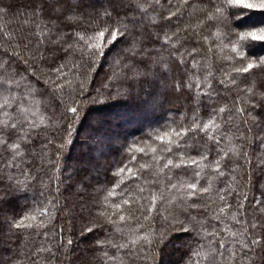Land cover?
<instances>
[{"label": "snow or ice", "instance_id": "1", "mask_svg": "<svg viewBox=\"0 0 264 264\" xmlns=\"http://www.w3.org/2000/svg\"><path fill=\"white\" fill-rule=\"evenodd\" d=\"M241 10H264V0H0V17L16 22L12 31L8 25L0 33L5 37L0 48V246L16 247L3 264H20L26 231L34 246L23 253L28 264L117 260L116 253L128 245L113 243L109 227L129 220L148 235L138 236L137 249L125 252L128 264H159L162 245L175 233L189 237L178 264H201L202 249L207 250L203 264H264V57L252 58L246 51L250 42L264 41V25L237 29L235 21L245 14ZM207 52L213 53L220 75L205 68L207 75L194 81L191 62ZM110 57L123 69L122 90L108 91L104 99L139 89L150 90L151 107L163 106L169 96L187 104L177 109L175 127L148 133L150 143L141 138L145 147L135 149L140 156L124 151L108 182L93 184L85 176L78 204L62 202L60 186L66 181L54 186L53 180L59 179L56 171L71 143L73 118H79L85 102L100 101L99 90L88 87L94 83L89 77ZM29 77L41 83L42 91L24 83ZM229 97L228 106H218ZM41 107L50 112L45 127L36 122ZM233 141V147H225ZM146 149L151 163L140 164L136 175L125 160L138 162L149 155ZM37 160L46 163L37 168ZM126 171L128 180L122 179ZM205 172L218 181L214 197ZM233 173L241 191L227 184ZM139 181L147 186V197L144 186L132 187ZM29 188L34 190L30 207L15 211L14 197ZM116 189L120 202L111 203L114 211L96 212L117 196ZM229 215L231 225L212 227L213 220L224 224ZM66 232L75 239H65ZM41 236L47 245L37 242Z\"/></svg>", "mask_w": 264, "mask_h": 264}, {"label": "trees", "instance_id": "2", "mask_svg": "<svg viewBox=\"0 0 264 264\" xmlns=\"http://www.w3.org/2000/svg\"><path fill=\"white\" fill-rule=\"evenodd\" d=\"M5 2H13V0H5ZM16 3H23L24 0H14ZM173 3H176L177 0H172ZM245 14L240 17V19L235 21L234 26L237 29H246L250 27H256L264 25V21L261 20L262 17H264V10H241ZM12 25V28L9 29V31H12L16 27V22L11 18H4L0 17V33H2L6 26ZM66 31H72V29H66ZM215 31V29H213ZM5 37L0 35V48L3 47V41ZM191 46H189L190 48ZM246 51L249 56L252 58L257 57H264V41H256V42H250L249 46H247ZM110 56L111 54L108 53ZM216 55L222 56L223 53L219 51V49H216ZM213 53L207 52L205 55L202 56H196L195 60L191 63L195 65V68L192 69L195 73H197L196 77H193V80L195 81L197 77L201 74L207 75V72L205 71V68L207 71H211L216 74L217 77H219L220 73L216 71L217 67H219L218 64L213 63ZM71 67V64H70ZM67 72L68 69H65ZM123 69L118 63H114L112 58L110 57L108 61L102 62L101 66L96 69L95 72L90 74V79L94 80V83H91L88 85L90 90H99L100 95V101L94 102V103H87L83 105L82 111L79 115V118H73V132L70 137L71 143L66 146V149L63 153V156L61 158V166L58 171H56V176L59 179L53 180V185L55 186L57 183H59L60 179H63L66 181L65 184L61 185V190L63 192V196L61 197L62 202H67L69 204H78V202L81 199L80 197L75 196L74 191L76 189H82L83 185L81 181L83 180V173L86 172V167L82 165L72 166V154L73 149L76 141L80 143H85V139L80 136V134L83 133V129L87 126L93 134V137L90 136L89 138V144H87L86 150L87 154L82 152L80 155L82 157L87 156L90 159V163L94 164L96 167L94 171V175L92 176V180L90 179L91 183H106L112 178V173H114L117 169L115 168L116 164L119 162L121 156L123 155L124 151L128 152L129 155H137L140 156L141 154L136 152L135 149L138 147H145L144 143H141V138H144L145 141L150 143L151 141L147 140V134L152 133V135H155V130H159L161 134H163V131L167 130V127H175V124L173 123L174 119H178L181 112L177 109L180 108L181 105H186L187 101L183 99L182 103L178 102L177 105H175L174 97H167L164 98L161 102L163 103V106L160 107H151L150 106V98L146 94L144 98H140L139 96H136V93H138L139 89H137V92L135 94H131L127 97H114L111 99H104V95L107 94L108 91H112L115 93L118 89L122 90L120 88L119 78L122 75ZM24 75H29L28 73H22ZM76 75L75 73L71 74L69 76V79H72L73 76ZM107 77V78H106ZM82 78V77H80ZM224 79L227 81L228 76H225ZM32 83V85L37 89L42 91L41 83H37L34 77H29L28 81H24V83ZM200 91H204V89H201ZM223 91V90H221ZM193 92L195 93L196 90L193 89ZM97 94L94 91V95ZM215 98V93L212 94ZM135 97H139L138 100H135ZM158 99H160L159 94L157 96ZM37 99H40V97H37ZM141 102L143 105H141ZM230 104V99H223L218 101L219 107H225ZM141 105V106H140ZM78 106V105H73ZM142 107V110H146L150 113H152L153 119H147L142 124L136 125V119L139 117L140 114L139 109ZM35 111V108L33 109ZM141 112V111H140ZM50 115L49 111H45L44 108H40V111L36 117V122L40 124L41 127H45L48 125V116ZM191 115V113H189ZM131 116V118L129 117ZM92 118V121L96 123L94 126L93 124H90L87 122L89 118ZM31 118V117H30ZM108 118V119H107ZM202 118L206 121L207 116H203ZM41 119L43 120V123H41ZM91 121V120H90ZM107 122V123H106ZM110 122L112 124L110 125ZM220 121L217 120V123ZM100 123L101 125H97ZM127 125V126H125ZM167 126V127H164ZM85 133V132H84ZM135 141V144L133 143ZM59 143V141H57ZM86 144V143H85ZM234 141L232 143H226L225 147H233ZM131 149V151H129ZM146 151L149 152L148 156H145L138 160V162L135 163H129L128 160H125V163L128 164L129 167H132L134 169V173L136 175H139V165L144 163H151V153L150 150ZM100 159L97 162L95 159V155ZM44 156H47L48 153H44ZM199 159V157H197ZM41 163H46V160H37L35 162V166L38 168ZM202 175L208 176L207 172L203 173ZM91 176V175H90ZM232 176H235L236 179L233 180ZM232 176L228 177L227 184H230L233 188H236L237 191H241L240 188L237 187V184L239 183V176H237L235 173L232 174ZM129 173L126 171L122 177L124 180H128ZM208 178L212 179V189L211 194L213 197L215 196V188L217 187L218 181L208 176ZM181 179H187V177H181ZM21 181H24L26 184L30 183V180H25V177H20ZM44 183H47V177H43ZM137 186H144L145 187V193L144 196H148L147 186L143 184V181L137 182L136 185H132L133 188H136ZM110 187H114V185H110ZM117 196L110 197L109 201L107 203H102L101 207L95 209L96 212L99 211H105L108 214H111L114 210L111 208V203L120 202L119 196H120V189H116ZM135 194V193H132ZM34 190L32 188L27 189V191H21L14 197L15 202V211H23L30 207L31 201L33 199ZM74 195V196H73ZM106 195V193H105ZM255 195L259 197V192H256ZM64 198H67L66 201ZM101 201H103V196L100 197ZM141 203L146 204L147 200H142ZM234 203V202H233ZM192 214L197 216V219H201V217L197 214V210L193 209ZM139 215V213H137ZM211 215V213H209ZM61 224H66L67 221L61 220ZM142 223H145L142 221ZM233 222L231 221L230 215L227 219H225L224 224H217L214 220L212 221V227L216 228H223L225 224L231 225ZM212 227H209L207 229L208 232L212 231ZM78 228L79 224H77V235H78ZM117 228H120V231H117ZM138 226L134 225L131 220H129L127 223L125 222H117V225H113L109 227V232L111 235L109 236V239L112 240L113 243H122L127 244L128 249H121L116 255L119 257L117 260H109L105 259V264H121V261H123V264H128L129 257L125 255V252L129 249L136 250L137 246L139 245L140 241L138 240L139 237H143L145 235H148L147 231L145 232H137L136 229ZM0 231H3V229H0ZM204 234H202L203 236ZM225 237H227V234H225ZM67 238H73L69 237V234L65 233V239ZM189 239L188 236H186L184 233H175L172 237L169 238V240L165 241V243L161 247V255L159 258V264H178V260L180 258L181 254V245L185 241ZM38 243L47 245V241L43 236L36 238ZM136 240L137 243L133 244L132 241ZM101 242H103V237H101ZM22 244H27V249H25L23 246L20 248L21 255L19 257L20 264H28V261L25 259L23 253L29 249L34 250V246L31 243V240L29 238L28 232L26 231L23 235ZM107 250L109 251V255H112V249L110 246H106ZM16 252L15 245H12V250L9 251V247L7 244L4 246H0V264H3V261L5 258L14 255ZM207 253L206 249L201 250V264H203L204 257Z\"/></svg>", "mask_w": 264, "mask_h": 264}, {"label": "rangeland", "instance_id": "3", "mask_svg": "<svg viewBox=\"0 0 264 264\" xmlns=\"http://www.w3.org/2000/svg\"><path fill=\"white\" fill-rule=\"evenodd\" d=\"M185 19H187V17H185ZM261 20H263L264 21V17H262L261 18ZM157 47H158V45H157ZM147 91H150V90H145V91H138V93H136V96H139L140 98H144V96L147 94ZM138 97V98H139ZM138 98L137 97H135V100H138ZM229 99L231 100V98L229 97ZM139 101V100H138ZM182 101H183V98H176V97H174V102H175V105H177L178 104V102H180V103H182ZM141 105H143L142 104V102H141ZM140 105V106H141ZM139 109H141L140 111H139V113L138 114H140L139 115V117L135 120L136 121V125L137 124H142L143 122H145L147 119L149 120V119H153V117H152V113H150V112H148V111H146L145 109L144 110H142L143 108L142 107H140ZM130 118H131V116H129ZM93 119H94V117H92ZM92 118L90 117L89 118V120L87 121L88 123H89V125H91V124H93L94 126L96 125V123H94L93 121H92ZM108 119V118H107ZM91 120V121H90ZM90 122H91V124H90ZM107 123V122H106ZM112 124V122H110V125ZM97 125H101L100 123H98ZM113 125V124H112ZM125 126H127V125H125ZM85 132V133H84ZM80 136L83 138V140L85 139L86 141H84L85 143H80V142H78V141H76V143H75V145H74V149H73V154H72V166H77V167H79L78 165H82V166H84V167H86V172L85 173H83V177H82V179H84V177L85 176H87L88 178H89V180L91 179L92 180V176L94 175V171H95V165L94 164H92V162L90 163V159L87 157V156H85V157H82V155H80V153L82 154V152H84L85 154H87L86 152H87V150H86V147H87V144H89V138H90V136H92L93 137V134H92V131L86 126L85 127V129H83V133L82 134H80ZM95 159L97 160V162L99 161V163H100V159H99V157L97 156V154L95 155ZM97 170V169H96ZM91 175V176H90ZM80 191H81V189H76L75 191H74V194H75V196H77V197H80V195H79V193H80ZM74 196V195H73ZM74 239H75V237H74ZM83 246V245H82Z\"/></svg>", "mask_w": 264, "mask_h": 264}]
</instances>
